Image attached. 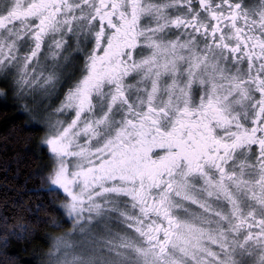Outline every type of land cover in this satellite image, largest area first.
<instances>
[{
  "label": "snow or ice",
  "instance_id": "snow-or-ice-1",
  "mask_svg": "<svg viewBox=\"0 0 264 264\" xmlns=\"http://www.w3.org/2000/svg\"><path fill=\"white\" fill-rule=\"evenodd\" d=\"M46 43L42 86L84 61L44 121L72 225L47 264H264V0H0L17 97ZM0 227V249L29 234Z\"/></svg>",
  "mask_w": 264,
  "mask_h": 264
},
{
  "label": "trees",
  "instance_id": "trees-1",
  "mask_svg": "<svg viewBox=\"0 0 264 264\" xmlns=\"http://www.w3.org/2000/svg\"><path fill=\"white\" fill-rule=\"evenodd\" d=\"M4 90L6 95L0 96V225L7 221L8 232L24 226L29 234L23 238L9 235L6 247L0 249V260L47 264L53 241L71 225L60 208L64 194L49 193L47 185L41 184L51 164L43 146L42 120L22 108L13 85ZM53 220L59 228L52 225ZM6 234L0 227V237Z\"/></svg>",
  "mask_w": 264,
  "mask_h": 264
},
{
  "label": "rangeland",
  "instance_id": "rangeland-1",
  "mask_svg": "<svg viewBox=\"0 0 264 264\" xmlns=\"http://www.w3.org/2000/svg\"><path fill=\"white\" fill-rule=\"evenodd\" d=\"M48 53L47 43L45 44L44 50L40 54L41 64L45 65L43 69V76L40 78V82L35 86H25L23 92L18 97L20 100L22 108L26 110V112L31 113L34 112L41 122L44 124L45 119L48 117L49 113H53L56 108L60 106V102L64 99V94L67 89L81 77V67H79L78 55L75 54L74 51L66 50L60 59V67L57 69L58 75L60 77V83L56 84L55 87L53 85H43L44 76H47L48 73L52 70L51 64L53 63L51 60H46V56ZM23 54V52L21 53ZM64 56H68V60L65 61L63 59ZM73 62V63H72ZM41 69L37 67V73H39ZM18 72L14 69L7 79L0 78V91L5 92L4 87H8L13 85V81L18 79ZM58 103V104H57ZM55 119L65 120V122H70V115L65 116L64 114H57L54 116ZM45 138V134L43 140ZM49 151V150H48ZM66 200V196L63 195L62 203ZM72 230V225L68 232ZM67 232V233H68ZM103 232H98L97 236H103ZM70 239L81 240L80 236L70 237Z\"/></svg>",
  "mask_w": 264,
  "mask_h": 264
},
{
  "label": "flooded vegetation",
  "instance_id": "flooded-vegetation-1",
  "mask_svg": "<svg viewBox=\"0 0 264 264\" xmlns=\"http://www.w3.org/2000/svg\"><path fill=\"white\" fill-rule=\"evenodd\" d=\"M70 43H71V41H70ZM78 61L80 63L79 67H81V65H83V62H84L83 57L78 55V59L76 60V62H78Z\"/></svg>",
  "mask_w": 264,
  "mask_h": 264
}]
</instances>
